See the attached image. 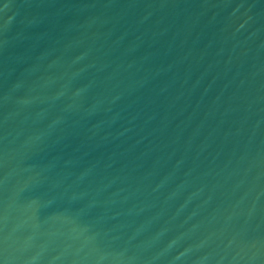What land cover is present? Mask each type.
Listing matches in <instances>:
<instances>
[{"label":"water","instance_id":"water-1","mask_svg":"<svg viewBox=\"0 0 264 264\" xmlns=\"http://www.w3.org/2000/svg\"><path fill=\"white\" fill-rule=\"evenodd\" d=\"M0 264H264V0H0Z\"/></svg>","mask_w":264,"mask_h":264}]
</instances>
